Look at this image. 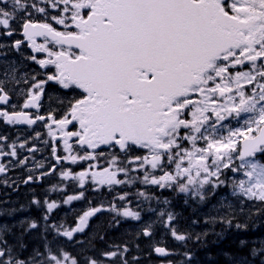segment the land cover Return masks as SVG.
<instances>
[{
    "label": "snow or ice",
    "instance_id": "1",
    "mask_svg": "<svg viewBox=\"0 0 264 264\" xmlns=\"http://www.w3.org/2000/svg\"><path fill=\"white\" fill-rule=\"evenodd\" d=\"M37 37L43 42L37 43ZM22 46L43 54L26 57L42 72L17 76L8 51L21 53ZM0 60L5 61L0 105L12 109H0V120L13 126L43 122L50 140L42 142L57 164L84 168L73 172L62 166L63 180L80 188L111 189L134 182L131 173L143 169V183L176 185L183 193L194 188L203 199L201 189L219 187L224 183L221 169H228L247 177L233 184V195L241 199L237 207L228 206L231 212L245 211L249 202V213L264 212V163L255 159L257 153L264 155V0H0ZM50 82L58 95L56 107L47 98L45 114L39 109ZM21 83L27 87H16ZM9 85L22 97L19 110ZM241 117L243 126L216 135L222 122ZM106 156L107 166L101 167L99 158ZM13 159L17 165L28 163V157H19L17 144L0 135V174H6ZM237 159L241 163L233 167ZM38 166L44 167L42 162ZM55 171L53 164L23 183ZM82 196H68L65 202ZM44 203L47 213L58 207L55 201ZM99 211H85L71 228L49 224L47 214L42 226L32 221L30 230L43 228V242L30 251L22 239L12 241L0 231V264H80L47 234L73 241ZM117 214L141 219L128 209ZM167 219L171 224L173 216ZM170 231L177 241L187 239L174 227ZM143 235H152L150 225ZM128 251L127 245H113L86 256L85 264H129ZM153 251L172 254L165 247ZM185 256L191 264V255Z\"/></svg>",
    "mask_w": 264,
    "mask_h": 264
},
{
    "label": "flooded vegetation",
    "instance_id": "2",
    "mask_svg": "<svg viewBox=\"0 0 264 264\" xmlns=\"http://www.w3.org/2000/svg\"><path fill=\"white\" fill-rule=\"evenodd\" d=\"M59 27V26H57ZM17 39H23L16 36ZM7 43V40H2ZM43 40L38 43H42ZM37 55L38 58H43L42 53H33L32 49L27 46H22L21 53L8 51V59L14 62L17 66V76H25L30 74L33 69L37 72H42L38 65L26 59L27 56ZM3 60H0V63ZM3 67L0 64V72ZM38 79H43V76H38ZM18 88H26L24 83L16 86ZM12 103L19 110L22 97L19 96L17 91L13 90V85H9ZM58 95V87L54 83H49L45 86V94L42 97V107L39 109L41 113L47 112L49 108L48 97H52V107L55 105V97ZM0 109H7V105H0ZM34 111V110H28ZM59 114V113H57ZM40 135L37 136L36 133ZM0 135L7 136L9 141L15 142L18 147V155L21 159L28 157L26 165H17L15 159L12 163L7 164L8 171L6 174H0V231H6L8 238L15 241L17 238L34 241H42L43 228L29 229V224L35 221L38 225L42 226L44 221L43 217L47 214L49 217V224H63L65 227H75L79 222V217L88 210L90 205H95V185L86 184L84 188H80L75 181L63 180L59 173L61 167L65 170L71 169L73 172L84 170L81 164H69L62 161L57 164L52 156L49 145H45L42 141L50 138L47 136V128L43 126V122H37L36 125H8L0 120ZM51 142V141H50ZM21 143L25 144V148H19ZM34 146L38 149L35 153L28 152L26 149ZM62 149V145L59 146ZM59 153V150H58ZM5 158V163H7ZM43 163L44 167L40 168L38 165ZM53 164H56V171L51 175L43 176L40 180L30 183H23L29 175L39 176L42 171L47 170ZM28 169H32L29 172ZM83 193L80 199L71 202H65L68 196L79 195ZM37 200L40 205L37 206L32 201ZM45 201L58 204L51 213H47ZM26 227L25 229L19 228ZM55 237L56 243L63 247L70 254L77 256L80 264H85V257L83 252V242H88L89 239L95 238V216H92L88 221V226L83 233H76L73 241H68L62 236H56L54 232H49L47 238L51 241ZM75 241H79L78 243ZM81 249L80 251H78Z\"/></svg>",
    "mask_w": 264,
    "mask_h": 264
},
{
    "label": "rangeland",
    "instance_id": "3",
    "mask_svg": "<svg viewBox=\"0 0 264 264\" xmlns=\"http://www.w3.org/2000/svg\"><path fill=\"white\" fill-rule=\"evenodd\" d=\"M5 63V61H2L0 64L3 67V64ZM243 117H241V119L239 121L237 120H228V121H224L222 122V124L220 125V127L218 128V130L216 131V135H223L226 136L228 134L229 129L234 130L237 127H241L243 126ZM201 143H203V141H201ZM257 160V159H256ZM107 161H108V157H102L99 159V163L101 165V167L107 166ZM258 161V160H257ZM241 162L237 159L233 162V167H236L240 164ZM224 169H221V172ZM143 169L140 170V172H135V173H131V175H134L137 177V179L132 182V183H128L129 187H134L135 185H138L139 183H141V185H143L146 188L149 189H154V188H158V189H165L166 187H162L159 188L160 186L157 185H152L150 183H143L142 182V173H143ZM152 172V174L154 175H158L160 173H158V171H154V170H149ZM226 173V180L224 181L223 184H221L219 187L214 188L213 191H209L208 190V185H205V187L203 189H201V192L204 194V198L201 199L200 197H198L195 194V189L193 188L191 191L187 192L186 194L199 199L201 202L206 203L209 202V205L207 206V213L205 212V208L200 209V215L203 217H208V222H206L205 226H200V228H198V225L196 224V227L194 226V224H192L191 226V232L195 233V236H200L202 235V233H205L206 231H209L211 226L216 225V223L218 221H224V218L228 215H236V216H240L243 214V212L240 211H236L235 213H232L231 210L228 208L229 205L233 206L234 208L238 206V202L241 199L240 196L238 195H233V184L239 180V179H247V177L243 176L240 173H233V172H224ZM140 175V176H139ZM139 176V177H138ZM214 179V178H213ZM95 186V191L96 190ZM107 186H105L104 188H106ZM102 188V189H104ZM105 193H107V191H109L108 188L104 189ZM128 190V189H127ZM136 189H134L133 191H135ZM141 191H135V195H139V196H143L140 195ZM121 195H117L115 196V198H108L107 200H105L104 197L100 198L99 200L96 199V195H95V205H98L96 208H100L101 211L97 212L96 214H100L101 212H115V214H117L118 212H121L125 209L134 211V212H138L140 214L141 219L140 220H133L131 218H127L124 217L123 215H119V218L122 222V224L124 222H126L125 226L131 227L132 229H135V236L134 238H132V241H128V244H132V242L135 243V247H134V251H136V254H140L142 252L143 249H148V251L153 252L154 247H165L166 249H168L170 252L173 249H177V252L172 253L173 256H176V253H178L179 250H182V246L183 244L186 242L185 241H177L171 234L170 228L174 227L175 230L177 232L178 231V226L175 225V221H171V224H169L168 219H165V208H164V204L159 202L156 207L154 209L148 210V206L146 202H142L141 199L139 198H124L123 200L120 199ZM112 199V200H110ZM135 199V200H133ZM177 199V198H175ZM180 200V199H179ZM69 203V202H68ZM251 202H249L248 205H250ZM246 205L245 208L248 206ZM115 207L117 209V211H112V208ZM92 208H95L92 205ZM91 209V207L88 208V210ZM161 213H164V215L162 216ZM142 215H144V217H142ZM165 219V220H164ZM90 220V219H89ZM121 223V222H120ZM151 226V238L148 239V241H144L142 239V232L145 228H147L148 226ZM135 226V227H134ZM194 236V237H195ZM147 251V252H148ZM172 261L169 262H163V264H172Z\"/></svg>",
    "mask_w": 264,
    "mask_h": 264
},
{
    "label": "trees",
    "instance_id": "4",
    "mask_svg": "<svg viewBox=\"0 0 264 264\" xmlns=\"http://www.w3.org/2000/svg\"><path fill=\"white\" fill-rule=\"evenodd\" d=\"M177 189L176 186L174 192L168 193L165 191L163 194L166 199L172 197L173 194L174 199L177 198L173 202L176 206L175 212L178 216V224L187 236L180 252L191 255V264H209L212 260L216 264H264V253H260V250L264 249V212L257 213L253 210L251 213L246 214L240 223L232 221L231 224L227 225V223L219 222L214 226L212 232L205 236L203 241L194 242L195 238L190 232L189 226L193 215L196 216L194 210L197 211V208L201 206L199 204L200 200L186 197ZM237 224H240L241 227L237 228ZM254 249L257 252L255 255L253 254ZM146 250L148 251L147 248ZM148 252L150 253V251ZM221 252L223 257L219 255ZM136 258V261L132 259L133 263L131 262V264H142L144 262V257ZM235 260L240 261V263H232ZM150 262L149 258L147 264ZM178 262L187 264L182 257L178 259Z\"/></svg>",
    "mask_w": 264,
    "mask_h": 264
},
{
    "label": "water",
    "instance_id": "5",
    "mask_svg": "<svg viewBox=\"0 0 264 264\" xmlns=\"http://www.w3.org/2000/svg\"><path fill=\"white\" fill-rule=\"evenodd\" d=\"M37 38H42V37H37ZM31 49V48H30ZM156 254V253H155ZM156 256L158 257V258H166L167 256H159L158 254H156Z\"/></svg>",
    "mask_w": 264,
    "mask_h": 264
}]
</instances>
